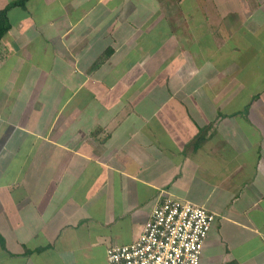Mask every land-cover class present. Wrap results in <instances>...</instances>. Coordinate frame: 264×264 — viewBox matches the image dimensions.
Segmentation results:
<instances>
[{
    "label": "crops",
    "instance_id": "obj_1",
    "mask_svg": "<svg viewBox=\"0 0 264 264\" xmlns=\"http://www.w3.org/2000/svg\"><path fill=\"white\" fill-rule=\"evenodd\" d=\"M0 0V264H109L156 201L216 215L201 264H264V0Z\"/></svg>",
    "mask_w": 264,
    "mask_h": 264
},
{
    "label": "built area",
    "instance_id": "obj_2",
    "mask_svg": "<svg viewBox=\"0 0 264 264\" xmlns=\"http://www.w3.org/2000/svg\"><path fill=\"white\" fill-rule=\"evenodd\" d=\"M216 215L173 196L156 201L139 237L107 248L109 264H201Z\"/></svg>",
    "mask_w": 264,
    "mask_h": 264
},
{
    "label": "trees",
    "instance_id": "obj_3",
    "mask_svg": "<svg viewBox=\"0 0 264 264\" xmlns=\"http://www.w3.org/2000/svg\"><path fill=\"white\" fill-rule=\"evenodd\" d=\"M27 0H15L10 2V6L14 4H25ZM10 27L8 22V18L6 15V10L0 11V37L6 32V30Z\"/></svg>",
    "mask_w": 264,
    "mask_h": 264
}]
</instances>
